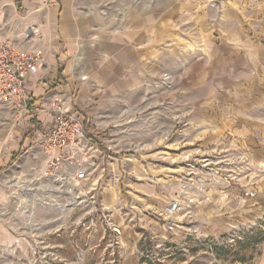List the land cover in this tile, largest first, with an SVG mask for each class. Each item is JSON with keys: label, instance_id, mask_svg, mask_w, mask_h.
Wrapping results in <instances>:
<instances>
[{"label": "crops", "instance_id": "0c3cea01", "mask_svg": "<svg viewBox=\"0 0 264 264\" xmlns=\"http://www.w3.org/2000/svg\"><path fill=\"white\" fill-rule=\"evenodd\" d=\"M209 1L0 0V38L42 56L26 79L33 139L52 127L50 99L64 97L104 152L87 187L118 168H181L175 195L195 183L196 161L224 152L251 166L223 192L238 196L254 177L246 200L264 215V0H223L214 14Z\"/></svg>", "mask_w": 264, "mask_h": 264}, {"label": "rangeland", "instance_id": "374dc122", "mask_svg": "<svg viewBox=\"0 0 264 264\" xmlns=\"http://www.w3.org/2000/svg\"><path fill=\"white\" fill-rule=\"evenodd\" d=\"M222 1L206 7L214 14ZM258 69L264 74V66ZM170 81L162 75L165 93L175 90ZM31 126L27 114L0 100V264H264V243L247 244L257 231L264 233V215L252 213L254 204L246 197L226 195L225 185L217 188L207 179L220 166L206 162L221 160L224 152L196 161L195 183L184 180L187 187L178 194L172 190L182 185L181 168H118L88 186L95 194L92 209L61 212L31 207L26 198L34 188L28 174L43 167L37 159L42 145L33 139ZM151 177L158 196L146 192ZM163 178L172 181L169 188L161 186ZM174 199L185 211L167 220L162 210ZM259 204L264 207V197Z\"/></svg>", "mask_w": 264, "mask_h": 264}, {"label": "built area", "instance_id": "2783aa9c", "mask_svg": "<svg viewBox=\"0 0 264 264\" xmlns=\"http://www.w3.org/2000/svg\"><path fill=\"white\" fill-rule=\"evenodd\" d=\"M41 59L40 53L22 49L11 39L0 38V100L19 114H26L31 109L26 79L40 66ZM48 105L52 127L40 141L47 158L41 169H33L28 174L26 181L34 183V188L26 191H29L26 198L31 207L41 209L61 212L77 207L92 209L96 203L95 194L86 185L100 170L99 160L104 152L86 136L81 121L70 112L66 98L56 95ZM210 165L220 166L213 168L212 174L218 178L223 175L220 181L227 188L237 184L242 172L251 166L244 157L232 158L226 154L219 161L205 164ZM253 179L247 181L243 188L245 196L242 193L240 198L255 196L254 191L247 189L253 185ZM7 188H12V184ZM12 195V191L9 192L8 196ZM184 211L180 199H174L166 205L162 216L172 220Z\"/></svg>", "mask_w": 264, "mask_h": 264}, {"label": "trees", "instance_id": "16d2710c", "mask_svg": "<svg viewBox=\"0 0 264 264\" xmlns=\"http://www.w3.org/2000/svg\"><path fill=\"white\" fill-rule=\"evenodd\" d=\"M258 242L264 243V233H262L261 231H257L256 233H254V235L247 241V244L254 245Z\"/></svg>", "mask_w": 264, "mask_h": 264}]
</instances>
